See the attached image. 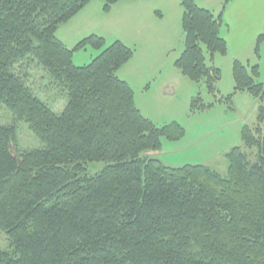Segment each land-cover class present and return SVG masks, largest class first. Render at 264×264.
<instances>
[{"label": "trees", "instance_id": "1", "mask_svg": "<svg viewBox=\"0 0 264 264\" xmlns=\"http://www.w3.org/2000/svg\"><path fill=\"white\" fill-rule=\"evenodd\" d=\"M89 0H0V104L15 124L0 123V264H264V82L258 64L232 62L236 89L259 98L257 124L245 125V149L233 146L221 175L204 164L171 166L154 154L161 136L181 127L156 125L117 74L132 49L91 34L73 48L60 23ZM117 0H104V8ZM217 13L181 0L185 46L175 64L212 87L227 53ZM260 34L255 43L258 53ZM99 53L75 65L74 49ZM45 74L65 97L61 112L38 98L22 70ZM43 144L22 149L16 123ZM263 124V125H262ZM102 163L94 171L88 164Z\"/></svg>", "mask_w": 264, "mask_h": 264}, {"label": "rangeland", "instance_id": "2", "mask_svg": "<svg viewBox=\"0 0 264 264\" xmlns=\"http://www.w3.org/2000/svg\"><path fill=\"white\" fill-rule=\"evenodd\" d=\"M180 3L181 0H117L105 9L104 0H89L58 25L56 34L69 48L91 34L102 37L106 46L119 39L130 47L132 55L118 67L117 74L131 86L135 104L154 124L176 122L182 129L175 139L162 135L160 150L148 153L167 165L204 164L224 175L230 149H245L243 127L257 124L259 98L248 89L235 88L230 61L219 53L211 61L204 50L206 62L220 68L212 87L203 79H191L176 66L185 46ZM99 51L92 44L74 49L73 63L86 64ZM21 72L38 98L55 112L63 110L64 95L48 88L43 71L30 65L28 71ZM256 79L264 81V70ZM0 123L15 124L11 112L1 104ZM16 125L20 148L43 146L26 123ZM99 166L102 163L88 164L90 171ZM3 242L0 230V245Z\"/></svg>", "mask_w": 264, "mask_h": 264}, {"label": "crops", "instance_id": "3", "mask_svg": "<svg viewBox=\"0 0 264 264\" xmlns=\"http://www.w3.org/2000/svg\"><path fill=\"white\" fill-rule=\"evenodd\" d=\"M195 1L217 13L226 0ZM222 20L220 33L226 40L227 53L220 56L228 58L231 66L234 59L249 65L257 63L259 71L262 72L264 38L259 43L258 53L255 51V43L258 36L264 33V0H227L222 11Z\"/></svg>", "mask_w": 264, "mask_h": 264}]
</instances>
